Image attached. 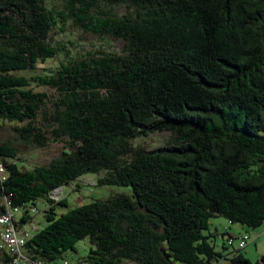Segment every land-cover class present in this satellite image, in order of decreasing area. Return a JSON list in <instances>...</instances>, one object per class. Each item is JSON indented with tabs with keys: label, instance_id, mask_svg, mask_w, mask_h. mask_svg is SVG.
Masks as SVG:
<instances>
[{
	"label": "trees",
	"instance_id": "obj_1",
	"mask_svg": "<svg viewBox=\"0 0 264 264\" xmlns=\"http://www.w3.org/2000/svg\"><path fill=\"white\" fill-rule=\"evenodd\" d=\"M103 2L134 9L95 11ZM70 19L121 38V50L77 57L57 39ZM59 54L57 64L37 72L38 63ZM34 86L54 90L56 98ZM47 112L44 125L39 119ZM5 121L37 146L63 142L47 165L28 167L10 141L0 140L6 169L0 214L7 197L24 226L33 222L38 198L48 201V223L23 246L31 260L209 264L224 257L229 264H264V255L251 261L240 251L248 240L242 233L245 244L229 257L203 234L212 216L250 228L264 219V0H0ZM162 131L172 134L167 144L131 145ZM85 173L98 174V185L130 186L131 194L57 215L55 206L68 200L52 191ZM84 237L88 254L70 262L65 252ZM234 238L228 235L230 245ZM0 252L10 263L11 255Z\"/></svg>",
	"mask_w": 264,
	"mask_h": 264
},
{
	"label": "rangeland",
	"instance_id": "obj_2",
	"mask_svg": "<svg viewBox=\"0 0 264 264\" xmlns=\"http://www.w3.org/2000/svg\"><path fill=\"white\" fill-rule=\"evenodd\" d=\"M50 2L62 3V0H49ZM104 9L109 10L110 14L122 15L127 13L129 10H133V7H129L125 3L117 4H107L103 2L99 7L94 8L95 11ZM67 32L64 33L61 37H57L64 49L68 48L72 50L77 57L84 54L88 50L100 49L103 51H120L123 46V40L121 38H116L108 34H95L90 31L78 27L79 24L70 19L67 23ZM59 59H62V55H58L55 58L48 60L45 63H38L37 72L42 73L43 68L57 64ZM36 90L47 91L49 98L54 100L57 93L49 88L44 86L36 87ZM45 108L51 112L53 110V104L49 101L46 102ZM47 112L46 115L41 114L40 122L44 125L49 123V118ZM15 123L8 121L0 122V140L10 141L14 147L17 149V154L19 157V162L25 166H41L47 165L52 159L56 158L63 149V142H50L47 146H37L30 142L24 141L19 136L18 132L14 129ZM260 134L264 135V130L260 131ZM172 140V134L168 131L154 132L148 136L135 138L132 140L131 145L134 147H144V148H156L167 144ZM102 174V173H101ZM98 174L94 173H85L81 176L80 179L72 182L69 186L64 185L62 189H58L57 194L58 198L66 197L68 200V206H55V212L57 215L64 213L68 209L88 203L96 198H106L115 193H127L131 194L130 186L122 185H98L97 179ZM61 192V193H60ZM55 198V199H58ZM48 201L45 197H40L35 204V212L31 213L32 223L24 224V228L28 229L30 232H34L38 229L43 228L48 222L45 217L44 209L47 206ZM21 215V210L17 212V217ZM35 226V227H34ZM243 229L244 233H242ZM263 231L261 238L259 239L258 248L256 250L255 245L252 243V237H254L253 232ZM241 235H246L248 237L247 242L249 254L251 255L250 260L256 261L259 258V255L255 256L256 253H264V219L261 224L256 228H250L239 223H232L228 221L223 216H212L209 218L208 227L203 230V234L208 236V240L213 244L216 251H220L223 255L230 256V252L234 249H239V237ZM250 235H248V234ZM228 235L234 236L233 244L230 245L228 242ZM91 244L87 237L80 239L75 244L74 250H67L65 255L70 262L77 261L78 259L86 256L89 252ZM240 251L245 254V248L240 249ZM1 254V252H0ZM0 264H3V261L0 257ZM9 264V263H5ZM212 264H229V261L222 257L217 261L214 260Z\"/></svg>",
	"mask_w": 264,
	"mask_h": 264
},
{
	"label": "built area",
	"instance_id": "obj_3",
	"mask_svg": "<svg viewBox=\"0 0 264 264\" xmlns=\"http://www.w3.org/2000/svg\"><path fill=\"white\" fill-rule=\"evenodd\" d=\"M5 170V166L0 160V177L2 180L6 178ZM58 189L61 188L52 191L51 196L53 198H58ZM1 204L4 206V211L0 214V251L11 255L12 259L9 264H69L67 260L58 263L31 260L23 250L25 241L30 236V231L19 224L20 217H17V212L20 209L12 207L7 197L3 198ZM244 239L245 237L240 240L239 246L245 244Z\"/></svg>",
	"mask_w": 264,
	"mask_h": 264
},
{
	"label": "crops",
	"instance_id": "obj_4",
	"mask_svg": "<svg viewBox=\"0 0 264 264\" xmlns=\"http://www.w3.org/2000/svg\"><path fill=\"white\" fill-rule=\"evenodd\" d=\"M242 230V229H241ZM245 231L244 230H242V233H244ZM263 231H259V232H253V233H251V234H253L254 235V237H252L251 239L253 240L252 241V243L255 245V248H256V250H257V248H258V244L257 243H259V239L261 238V236H262V233ZM250 236V235H249ZM248 244H249V242H247V245L245 246V256L246 257H248L249 259H250V257H251V255L249 254V249H248ZM257 255H259V258H260V256L261 255H264V253H260V252H258V253H256L255 254V256H257ZM258 258V259H259Z\"/></svg>",
	"mask_w": 264,
	"mask_h": 264
}]
</instances>
